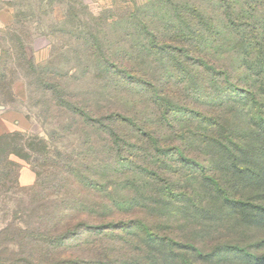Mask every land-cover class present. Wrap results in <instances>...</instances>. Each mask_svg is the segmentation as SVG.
Here are the masks:
<instances>
[{
  "label": "rangeland",
  "instance_id": "obj_1",
  "mask_svg": "<svg viewBox=\"0 0 264 264\" xmlns=\"http://www.w3.org/2000/svg\"><path fill=\"white\" fill-rule=\"evenodd\" d=\"M4 1L32 58L53 60L51 74L99 120L89 123L118 133L41 106L13 62L0 71V134L48 141L55 129L49 151L77 159L75 179L89 181L62 214L49 169L0 157V243L30 249L47 220L66 217L100 227L70 240L71 264H264V214L225 200L264 205V0ZM72 25L99 49L87 54Z\"/></svg>",
  "mask_w": 264,
  "mask_h": 264
},
{
  "label": "trees",
  "instance_id": "obj_2",
  "mask_svg": "<svg viewBox=\"0 0 264 264\" xmlns=\"http://www.w3.org/2000/svg\"><path fill=\"white\" fill-rule=\"evenodd\" d=\"M82 1V0H81ZM6 6L12 11L13 19L4 27L0 28L1 34L6 37L10 36L9 42L6 44L0 41V71L2 73V78L5 77V68L13 62L18 68L25 70V77H34L33 83L36 86V95H39V102L41 106L46 105V109L52 107L55 109L65 110L77 116L81 121L89 123V120H96V115L91 111L90 107L87 105H80L77 101L73 99L71 92H68L66 88L62 85L63 81L59 76V79L51 74V70L55 62L53 60L47 61L45 64L36 62L32 56L28 53L27 42L22 39L19 31L12 26L14 21H17V14L11 9V3L6 2ZM71 35H74L77 39L82 40L84 43V51L87 54L94 52V50L99 49V44L97 42H89L85 38V32L81 27H74L69 30ZM98 45V46H97ZM108 66L116 67L114 63ZM116 73L121 72V78H132L131 72L127 70L113 69ZM32 83V82H31ZM166 98V97H165ZM166 101H170L166 99ZM49 105V106H48ZM117 119V118H116ZM125 120V119H122ZM91 127L97 126V131L106 132L107 136L116 135L118 131L114 126L110 129L108 125L103 123H89ZM21 133L17 130L11 132H2L0 134V157L5 160V157L11 153H15L22 156L24 159H28L33 168H45L49 169V175H55L57 179L61 181L59 187L63 189V192L58 196L62 202L61 213L65 209V203L69 202L72 198H69L67 194L73 192V188L76 189L79 186L84 188L86 191L89 188V181H87V176L80 175L79 179H75V176L83 173V164L75 165L78 162L77 159L72 158L71 155L60 152L56 148L54 151H49L50 142L55 139L58 135L55 129H51V135H48V141L37 137L36 135L28 138L25 134H21L25 137V140L18 141V135ZM27 137V138H26ZM115 138V137H114ZM181 159L185 160L181 154ZM80 166V167H79ZM73 187V188H72ZM231 205H240L243 207L255 208L259 212L264 214V205L256 204L252 201H241L234 199H225ZM66 215V214H64ZM73 220V219H72ZM132 222L131 224H133ZM137 224V223H136ZM81 228L78 227L77 223H72L69 218L66 217H54L51 221L47 220L44 231H39L34 237V241L31 242L30 249L26 245L22 246V243L15 240L2 241L0 243V264H71L69 263L70 257H72L71 248L69 247L70 240L76 239L80 240L85 232L91 229L100 228L98 226L92 225L88 219H83L81 223ZM138 230H141L146 236V239L153 241L151 231H149L143 223H139ZM101 228H103L101 226ZM129 225H121V230H128ZM38 231V229H35ZM35 233H33L34 236ZM76 236V237H75ZM169 249L172 244L180 245V243L168 240ZM16 246V250L10 249L9 247ZM185 248L192 249L197 255L202 253L195 247L189 244L183 245ZM242 251V254L256 261H262L251 253H248L244 249L238 248ZM185 264H190L187 260H183Z\"/></svg>",
  "mask_w": 264,
  "mask_h": 264
},
{
  "label": "crops",
  "instance_id": "obj_3",
  "mask_svg": "<svg viewBox=\"0 0 264 264\" xmlns=\"http://www.w3.org/2000/svg\"><path fill=\"white\" fill-rule=\"evenodd\" d=\"M4 0H0V28L7 25L12 19V11L6 6Z\"/></svg>",
  "mask_w": 264,
  "mask_h": 264
},
{
  "label": "water",
  "instance_id": "obj_4",
  "mask_svg": "<svg viewBox=\"0 0 264 264\" xmlns=\"http://www.w3.org/2000/svg\"><path fill=\"white\" fill-rule=\"evenodd\" d=\"M1 108V107H0Z\"/></svg>",
  "mask_w": 264,
  "mask_h": 264
}]
</instances>
